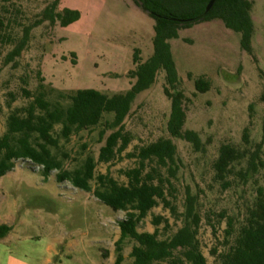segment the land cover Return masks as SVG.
Listing matches in <instances>:
<instances>
[{
  "label": "rangeland",
  "instance_id": "374dc122",
  "mask_svg": "<svg viewBox=\"0 0 264 264\" xmlns=\"http://www.w3.org/2000/svg\"><path fill=\"white\" fill-rule=\"evenodd\" d=\"M54 1L0 0V15L16 20V34L20 35V25L38 19ZM63 8L78 10L80 20L64 28L46 23L34 29L17 68L4 64L11 46L0 48V137L7 131L11 112L33 99L27 98L24 89L32 96L45 91L53 103L59 100L58 93L77 89L124 92L135 82L128 76L136 68L135 50H140L142 62L153 54L154 20L132 0H60L57 11ZM251 15L255 25L253 55L241 48V35L218 20L183 29L178 39L169 42L186 96L184 131H195L201 139L196 149L172 138L178 149L172 194L181 213L187 188L198 195L202 218L198 241L207 264H217L211 250H222L227 227L226 221L219 222L216 215L221 211L242 215L257 189L264 188V168L251 174L246 184L239 177L232 178L228 189L215 181L213 169L222 145L252 151L264 136V0H254ZM199 77L209 81L208 92L197 91L195 81ZM165 87L171 89L165 73L160 71L152 88L137 97L125 121L131 144L112 163L98 164L96 175L109 174L126 184L123 171L138 166L137 160L128 155L160 138H171V101L164 94ZM106 118L112 119L113 115ZM246 130L249 145L243 142ZM99 131L100 127L73 135L69 142L61 140V150L70 155L66 168L74 169L90 154L98 158L105 144L99 141ZM261 158L264 162V148ZM56 173L46 180L39 167L17 160L13 171L0 177V225L13 228L0 239V264H113L115 243L120 238L119 222L127 212H114L93 193L57 182ZM96 186L93 181V189ZM158 215L169 219L171 225L166 232L162 230V237L172 235L182 225L160 205L139 224L138 231L154 232L152 220ZM134 245L126 243L122 264L134 263L130 256ZM103 251H108V258H104Z\"/></svg>",
  "mask_w": 264,
  "mask_h": 264
},
{
  "label": "trees",
  "instance_id": "16d2710c",
  "mask_svg": "<svg viewBox=\"0 0 264 264\" xmlns=\"http://www.w3.org/2000/svg\"><path fill=\"white\" fill-rule=\"evenodd\" d=\"M134 4L154 20L155 35L153 54L144 62L140 50L134 52V70L128 76L135 80L124 92L107 94L95 89H77L58 93L59 100L51 102L45 91L36 95L24 89L27 98L32 99L26 106L16 108L7 121V131L0 137V177L13 171L15 161L23 160L39 167L47 180L56 173L59 183H70L73 187L93 195L114 212H127L119 222L120 238L115 243L116 259L113 264H122L123 251L127 242H135L130 253L133 264H207L198 241L202 218L199 212V197L186 190L184 212H180L172 191V179L177 174V146L172 138L186 141L199 149L201 139L195 131H184L187 114L184 108L186 96L182 91L170 40L178 39L179 32L194 25L221 21L225 27L241 35V48L253 55L252 40L255 25L251 15L254 0H216L207 12L211 0H132ZM60 0L47 6L39 18L27 25H20L16 34V20L0 15V48L11 46L4 64L17 68L18 59L27 49L32 31L46 23L68 27L81 18L78 10L63 8L57 11ZM165 73L168 86L164 94L171 101L168 131L171 138H160L139 147L129 158L136 159L138 166L123 171L126 184H120L109 174L96 175L98 164H110L121 156L132 142L126 131L125 121L131 115L137 97L152 88L158 73ZM41 82L44 79L40 78ZM43 89V85L39 86ZM198 92L210 90V83L204 77L195 81ZM15 100L12 98V101ZM9 107L10 104H9ZM106 115H113L112 119ZM60 127V131H57ZM100 127L99 141H105L98 158L88 155L74 169L65 167L70 155L61 150V140L69 142L73 135L82 131L92 132ZM108 132H110L108 134ZM243 142L249 145V134H243ZM87 146H85V149ZM264 136L254 150L241 149L224 144L214 162V179L223 189L232 186V178L239 177L244 183L249 176L264 168L261 158ZM239 168V169H238ZM235 179V178H234ZM96 181L93 189L92 182ZM171 196V197H170ZM162 205L168 209L181 226L176 232L162 237L171 229L169 219L155 216L154 232H139V224L149 213ZM219 222L226 221L224 239L220 247L211 250L217 264H264V188L259 187L251 205L242 215H227L221 211L216 215ZM163 224V228L160 226ZM12 227L0 225V239L5 238ZM214 230L215 227H214ZM216 234V231H214ZM108 251H103L108 258Z\"/></svg>",
  "mask_w": 264,
  "mask_h": 264
},
{
  "label": "water",
  "instance_id": "95a60500",
  "mask_svg": "<svg viewBox=\"0 0 264 264\" xmlns=\"http://www.w3.org/2000/svg\"><path fill=\"white\" fill-rule=\"evenodd\" d=\"M215 2H216V0H211L210 1V3L207 6V12H209L213 8Z\"/></svg>",
  "mask_w": 264,
  "mask_h": 264
},
{
  "label": "crops",
  "instance_id": "0c3cea01",
  "mask_svg": "<svg viewBox=\"0 0 264 264\" xmlns=\"http://www.w3.org/2000/svg\"><path fill=\"white\" fill-rule=\"evenodd\" d=\"M6 225H7V224H6ZM8 226H9V225H8ZM10 227H11V226H10ZM12 231H13V228H12L11 232H12ZM11 232H10V233H11ZM10 233H9V234H10ZM9 234H8V235H9Z\"/></svg>",
  "mask_w": 264,
  "mask_h": 264
}]
</instances>
